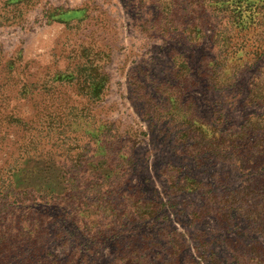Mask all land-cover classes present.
I'll list each match as a JSON object with an SVG mask.
<instances>
[{
    "label": "rangeland",
    "instance_id": "374dc122",
    "mask_svg": "<svg viewBox=\"0 0 264 264\" xmlns=\"http://www.w3.org/2000/svg\"><path fill=\"white\" fill-rule=\"evenodd\" d=\"M56 72L67 79L54 102L84 106L88 116L75 132L45 131L77 137V146L53 145L57 152L39 160H61L69 183L75 174L78 201L93 206L92 228L112 230L103 241L79 237L60 208L36 200L47 183L57 185L54 166L25 171L34 193L15 210L5 171L25 160L16 152H26L48 104L37 91H19L50 85ZM263 92L264 0H0V119L12 115L0 120L1 253L47 229L66 235L46 245L39 235V253L24 248L12 259L11 250L10 263L43 264L48 252L47 262L62 264L78 250L74 264H206L209 249L211 263L236 264V248L264 246V238L238 212L228 221L197 212L245 184L222 160L220 140L262 135L264 97L253 96ZM98 125L103 131L94 132ZM98 133L116 137L107 145L115 162L107 149L86 145V135ZM121 154L123 162L115 158Z\"/></svg>",
    "mask_w": 264,
    "mask_h": 264
},
{
    "label": "trees",
    "instance_id": "16d2710c",
    "mask_svg": "<svg viewBox=\"0 0 264 264\" xmlns=\"http://www.w3.org/2000/svg\"><path fill=\"white\" fill-rule=\"evenodd\" d=\"M52 81L50 85H40L39 87H36L35 90L30 91L27 87L21 88L19 93L21 92L22 97L27 96V94L31 95L33 92L37 91V95L40 94L44 99L48 100V104H45L40 112H37L38 115L36 116L37 121L35 122L34 130L38 132H33L34 135L31 136V141H28L26 143L25 149L26 152L19 153L16 152V155L20 157V155L24 156V161L17 162L16 164H12V171H5V168H2L1 171H5L8 174L12 173V198L14 200L15 210L21 211L22 204H25L28 202L26 195L33 194V187L29 184L28 180H30V177H26L25 171L29 169H38L43 168L48 169L50 166H54L57 168V185L51 186L47 183V187H43L42 190H40L39 194L36 196V200L40 202H45V205L47 204V207L54 209L60 208L61 217L63 220L68 221L71 226L75 227L74 230H79V237L94 242L93 238L96 237V239L104 240L106 237H108L109 233H111L112 230L108 228L106 225L103 226L102 230H94L92 228V222H90V217L94 213L91 209L93 206L91 204H81L80 201H78L76 191L78 189V184L75 182L74 179V173L70 174L68 177L71 180V183L66 181L64 179V175L60 174L59 172H65L62 161L59 162H49V159L45 160H39L40 156L47 157L48 153H54L57 152L58 147L55 146V149L52 148L53 145H60L63 146L64 143H68L69 141L72 142V146L76 145L74 143V139L68 140V138H61L58 136L59 134H55L53 138H48L47 131H54L59 132L60 130L65 132H75L77 131L76 128L78 124L82 123L84 119L88 116L87 113H85L84 106L76 105H63L57 102H54V97H57L60 95V89L59 86L61 85V80L64 79L66 81V76L62 75L61 73H54L51 77ZM62 80V81H64ZM92 86V85H91ZM83 91V90H82ZM85 94L88 93L87 91H90V87L84 90ZM261 93H257L256 96H253L254 99H257V97H264L260 95ZM25 95V96H24ZM264 95V92H263ZM251 97V96H250ZM53 101V102H52ZM51 102V103H50ZM50 103V104H49ZM84 113V114H83ZM93 118V116H91ZM2 119V120H1ZM1 122L3 124H7L8 122H11L10 119H12L11 114H6L3 118H1ZM14 123L20 122L21 120L14 118ZM62 121V122H59ZM82 121V122H81ZM100 122V121H98ZM31 123V122H30ZM97 121H94V127H96ZM63 124V125H62ZM29 125V124H28ZM62 125V126H60ZM100 125V124H99ZM98 125V126H99ZM29 127V126H28ZM93 127V128H94ZM93 130V129H92ZM46 131V132H45ZM94 132H100L103 131V127L99 126L96 130H93ZM247 132H236L233 135H226L221 138L220 145H222L221 150V157L222 160L233 164L235 166V169L237 173L244 177V183L240 188L237 190H234V192H231L227 194L226 196H220L215 201H210L209 205H204V209L201 208L199 212H197L198 216H200L199 213L202 214H211L216 213L223 217V220L226 221L230 220V216H236V213L238 212L240 215H242V222L246 225V228L249 229L250 232H255L256 234L262 236L264 238V174H261L264 171V132H262V135H260V132H250L254 136V138H250L251 134L247 135ZM259 135V136H258ZM205 137V136H204ZM79 138L83 139V136H79ZM115 136H101V134H92V135H86L85 143L86 145H90L94 147L95 149H107L108 150V157L110 160L114 161V159L111 156V151L109 148H107V145L113 144ZM64 139H66L64 142ZM109 139V140H108ZM245 139V140H244ZM249 140V141H246ZM113 140V141H112ZM210 140V139H209ZM211 141V140H210ZM243 142L247 145L244 146L243 150L241 151L240 148L243 146H239L238 142ZM252 143V144H251ZM115 144V143H114ZM77 146V145H76ZM44 149V150H43ZM70 149V148H69ZM32 150V155L28 156L27 151ZM70 150H73L71 148ZM110 153V154H109ZM51 157V155H50ZM123 154L119 156H115L116 160H121L123 162L125 160V157L122 158ZM18 158V157H17ZM112 158V159H111ZM103 159V158H102ZM108 160V158H107ZM92 161H96V159L88 160V164H90ZM115 162V161H114ZM72 165H68L69 168L75 171V167L78 166L76 160L72 161ZM61 166H63V170L61 169ZM264 173V172H263ZM199 185V183H197ZM17 185V186H16ZM178 187L182 188V185L178 184ZM186 187V186H183ZM49 197V198H47ZM35 201V200H34ZM20 204V207H18ZM82 209V214L80 218L78 217V209ZM195 213V212H194ZM63 214V216H62ZM227 216V217H226ZM38 218H44L46 219L45 215H38ZM221 217V218H222ZM49 223H46L47 225ZM39 225V224H37ZM44 225V226H45ZM122 225V224H120ZM104 229V230H103ZM44 231H35L34 229L28 233L29 236L26 239L25 244H13L12 248L8 247L5 248V250H8V254L12 250V259L15 257L16 254L22 252L24 248L26 250H30L33 252L38 251V245L40 242H36L37 239L40 240V236H43L42 243L43 245L48 244V242L56 239L57 237H65V232L58 231L56 233H53L51 231H48L47 229H43ZM46 230V231H45ZM73 230L72 233L75 231ZM67 232V231H66ZM38 234V235H36ZM32 241L31 246L32 249H30L29 242ZM41 241V240H40ZM37 245V247H34ZM2 248H0V255H2L1 261L3 263L1 264H16V263H10L9 259L7 257L11 254L4 255L1 253ZM76 249V248H75ZM24 252V251H23ZM207 253L208 260L206 264H213L211 263V258H214V254L209 251V249L205 251ZM79 251L74 250L68 257L65 259V261L61 262L62 264H74L75 259L78 257ZM235 255V262L236 264H264V246L261 244H254L250 245L248 247L239 246L234 250ZM6 256V257H5ZM74 256V258H71ZM46 258H52V256H49L48 252L44 254L43 261L47 260ZM201 258V256H200ZM45 261L43 264H54L53 262H56V259L53 258L50 262ZM172 264H203L202 262H189V263H179L178 261H174Z\"/></svg>",
    "mask_w": 264,
    "mask_h": 264
}]
</instances>
